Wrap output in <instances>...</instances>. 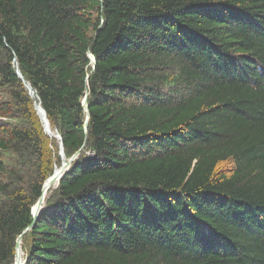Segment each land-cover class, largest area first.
Here are the masks:
<instances>
[{
  "label": "trees",
  "instance_id": "1",
  "mask_svg": "<svg viewBox=\"0 0 264 264\" xmlns=\"http://www.w3.org/2000/svg\"><path fill=\"white\" fill-rule=\"evenodd\" d=\"M20 235L24 264H264V0H0V264Z\"/></svg>",
  "mask_w": 264,
  "mask_h": 264
},
{
  "label": "water",
  "instance_id": "2",
  "mask_svg": "<svg viewBox=\"0 0 264 264\" xmlns=\"http://www.w3.org/2000/svg\"><path fill=\"white\" fill-rule=\"evenodd\" d=\"M88 58L90 59V61H91V63H92V68H94V65H95V59H94V57H93V55L90 53V54H88ZM28 89H29V91L31 92V88H30V86L28 85ZM32 93V92H31ZM83 106H84V108H86V97L83 99ZM35 109H37V112H38V114H39V116H40V119H41V121H42V123H43V125H44V130L49 134V128H50V125L48 124V121H47V119H46V116H45V111L40 107V105L39 104H36L35 105ZM87 109V108H86ZM51 135V134H50ZM56 139H59V136L56 134H54L53 135ZM62 149V146H61V148H60V150ZM61 156L63 157V155H62V151H61ZM77 154H75V155H73L70 159H68L67 161H64L62 164H61V168H60V173H59V171L58 170H54L53 171V174L50 176V177H48L46 180H45V182L43 183V185H42V193H41V196L38 198V200L35 202V204L33 205V207H32V219H33V221L38 217V215L41 213V211L43 210V208H44V199H45V197H44V192L46 191V189L45 188H47V189H49V187H50V185L53 183V182H55V181H57V183H58V181L61 179V177L63 176V174H64V172L69 168V166L71 165V163L77 158V156H76ZM65 159V158H64ZM57 183H56V185H57ZM55 187V186H54ZM32 221V224H30V226L28 227V228H26L23 232H22V235L23 234H25L26 232H28L29 230H30V228L33 226V222ZM22 235H20L19 237H18V241H17V246H16V250L20 247V242H21V237H22ZM16 255V258H15V264H17V256H18V254L16 253L15 254ZM24 262H25V260H23V264H24Z\"/></svg>",
  "mask_w": 264,
  "mask_h": 264
},
{
  "label": "bare ground",
  "instance_id": "3",
  "mask_svg": "<svg viewBox=\"0 0 264 264\" xmlns=\"http://www.w3.org/2000/svg\"><path fill=\"white\" fill-rule=\"evenodd\" d=\"M49 134H52V131H51V129L49 128ZM54 134V133H53ZM64 162V161H63ZM62 162V163H63ZM60 168H61V166L58 168H54V170H58L59 171V173L62 171H60ZM56 183H57V181H55V182H53L51 185H50V187H49V189L52 187H54L55 185H56ZM46 189V191L44 192V197L46 198V195H47V193H48V191H49V189H47V188H45ZM44 201H45V199H44ZM16 253L18 254V256H17V264H23V260H22V254H21V248L19 247L17 250H16Z\"/></svg>",
  "mask_w": 264,
  "mask_h": 264
},
{
  "label": "rangeland",
  "instance_id": "4",
  "mask_svg": "<svg viewBox=\"0 0 264 264\" xmlns=\"http://www.w3.org/2000/svg\"><path fill=\"white\" fill-rule=\"evenodd\" d=\"M20 248H21V246H20ZM15 254H16V252H15ZM21 254H22V258L24 259V253L22 252V250H21Z\"/></svg>",
  "mask_w": 264,
  "mask_h": 264
}]
</instances>
